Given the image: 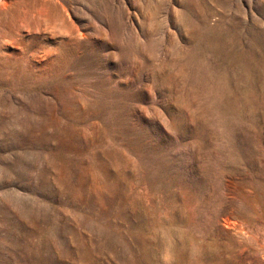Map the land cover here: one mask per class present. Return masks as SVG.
I'll list each match as a JSON object with an SVG mask.
<instances>
[{
    "label": "rangeland",
    "instance_id": "rangeland-1",
    "mask_svg": "<svg viewBox=\"0 0 264 264\" xmlns=\"http://www.w3.org/2000/svg\"><path fill=\"white\" fill-rule=\"evenodd\" d=\"M0 264H264V0H0Z\"/></svg>",
    "mask_w": 264,
    "mask_h": 264
},
{
    "label": "bare ground",
    "instance_id": "bare-ground-1",
    "mask_svg": "<svg viewBox=\"0 0 264 264\" xmlns=\"http://www.w3.org/2000/svg\"><path fill=\"white\" fill-rule=\"evenodd\" d=\"M241 58V57H240ZM243 58V57H242ZM245 59V58H244ZM242 62V61H241ZM244 64V63H243ZM245 66V65H244ZM117 239V238H116ZM117 242V241H116ZM119 242V241H118ZM130 252V251H129Z\"/></svg>",
    "mask_w": 264,
    "mask_h": 264
}]
</instances>
